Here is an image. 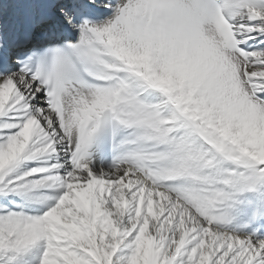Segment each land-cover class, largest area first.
I'll return each instance as SVG.
<instances>
[{"label":"snow or ice","instance_id":"obj_1","mask_svg":"<svg viewBox=\"0 0 264 264\" xmlns=\"http://www.w3.org/2000/svg\"><path fill=\"white\" fill-rule=\"evenodd\" d=\"M0 264H264V0H0Z\"/></svg>","mask_w":264,"mask_h":264}]
</instances>
